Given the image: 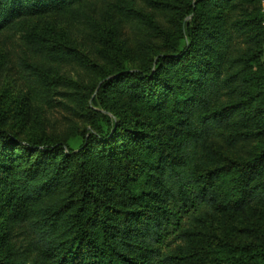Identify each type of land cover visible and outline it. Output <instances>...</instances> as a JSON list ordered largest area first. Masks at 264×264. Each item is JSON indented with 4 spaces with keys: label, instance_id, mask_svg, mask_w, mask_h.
<instances>
[{
    "label": "trees",
    "instance_id": "16d2710c",
    "mask_svg": "<svg viewBox=\"0 0 264 264\" xmlns=\"http://www.w3.org/2000/svg\"><path fill=\"white\" fill-rule=\"evenodd\" d=\"M91 1L0 0V36L20 34L46 72L18 107L0 94V264H264L261 0H186L133 45ZM44 16L62 37L26 23ZM57 95L86 124L77 147L65 131L22 138Z\"/></svg>",
    "mask_w": 264,
    "mask_h": 264
},
{
    "label": "rangeland",
    "instance_id": "374dc122",
    "mask_svg": "<svg viewBox=\"0 0 264 264\" xmlns=\"http://www.w3.org/2000/svg\"><path fill=\"white\" fill-rule=\"evenodd\" d=\"M185 1L186 0H97L90 2L88 6L89 9H86V12L91 17L100 18L99 13L101 8L105 7L106 4L110 5L113 9L110 11V13H112L116 19H121V24L117 31V35L133 45L137 37H139L142 32H145L147 36H153L155 38L156 30L154 27H152L153 23H155L154 21L162 25L165 28L164 31L170 30L172 25L171 21H174L173 18L177 15V10H179L182 2ZM160 2H164L162 3V5L166 7L164 11H160L158 9L159 5H161ZM115 10L117 11L115 12ZM126 12L128 14H131L130 12H134L135 14L132 16H125L124 14ZM261 13V25L264 30V0H261ZM55 18L56 17L51 16H44L38 19L31 18L26 20V23L29 26H32V30L38 31L40 34H44L48 37L59 34L62 37V26L54 22ZM72 29L73 30H71L70 33L72 34L71 36L75 39V41H87L85 37L78 31L79 29L76 25L73 26ZM153 33L154 35H152ZM19 39L20 34L16 33L0 36V48H2L4 51H10V53H8L10 70L8 71L6 79L2 81V85L0 87V94L3 96L2 111L10 107H18L19 103H22V99H25L27 95L28 88L25 85V79L28 81L29 76L34 79L36 78V73L44 72L40 69L36 70L34 68L36 65L34 63V59H29L26 55L19 54V52L22 50L19 45ZM86 47L88 51H92V47ZM83 52L85 54L88 53L86 50H83ZM87 58L95 60L91 54H89ZM21 63L25 64L22 65ZM18 72H20L22 78ZM61 75L63 77L71 78L86 84L91 83L93 79V74L88 73L78 65L64 66ZM61 90H63L62 87ZM19 98L20 100H17ZM61 98L62 97L60 95L55 96L54 101L50 102L51 107H44L45 112H43L44 114L40 116V120L42 121L41 126L37 124V121H31V123L26 127V131L24 135H22V138L31 135H54L65 131L64 134H69L71 137L69 139L70 146L77 147L82 142V132L86 124L82 121L81 117H75L71 112H69V110H67V108L57 105V101L60 102ZM72 122H75V125L77 126H71Z\"/></svg>",
    "mask_w": 264,
    "mask_h": 264
}]
</instances>
